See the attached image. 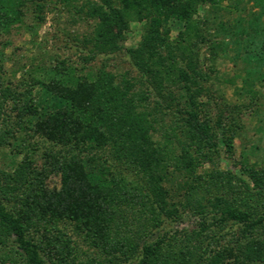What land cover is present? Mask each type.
Here are the masks:
<instances>
[{
  "label": "trees",
  "instance_id": "1",
  "mask_svg": "<svg viewBox=\"0 0 264 264\" xmlns=\"http://www.w3.org/2000/svg\"><path fill=\"white\" fill-rule=\"evenodd\" d=\"M51 1L0 0V148L23 152L0 167V264H264V166L244 150L236 169L199 170L243 130L244 104L208 82L218 53L234 46L252 97L264 80V0L245 18L242 0H61L83 26L77 63L37 42ZM223 1L237 12L216 40L197 13ZM130 21L143 28L123 48L134 74L107 64ZM184 211L194 226L163 230Z\"/></svg>",
  "mask_w": 264,
  "mask_h": 264
},
{
  "label": "rangeland",
  "instance_id": "2",
  "mask_svg": "<svg viewBox=\"0 0 264 264\" xmlns=\"http://www.w3.org/2000/svg\"><path fill=\"white\" fill-rule=\"evenodd\" d=\"M227 4L230 3H228V1H223L217 8H211L209 4H205L197 13L198 18L207 20L210 33L215 36L214 38H216V40L219 39L217 34L219 30V21L222 20L226 25L230 26V24L233 23V17L237 11L242 9V14L245 18L248 17V10L252 8L251 2L242 0L237 11L228 12L227 8H224ZM49 8L50 9H48L46 13L45 21L38 29L37 42L41 45L43 51L47 53L48 57H64L69 58L74 63L79 62L81 60L79 59L81 53L76 49L74 45L75 41L69 38V36L76 30H81L83 27L82 24H71L69 22L61 0H52ZM169 27L171 29V36H174L176 32L182 28V25L177 21H170ZM142 31L141 22H129V27L123 32L124 38L121 40V51L107 56V64L110 69L117 72L130 70L134 74V70L130 69L128 58L124 55L123 48L135 47L140 40ZM235 51L234 46H230L225 54L222 51L218 53L214 62L215 71L211 76V80L208 82L213 89H216L215 94L220 95L222 100L227 104L236 103L240 104V106L244 104V107L241 108L242 112L240 116L243 130L240 136L233 139V152L230 157L226 152L221 151V154L216 155L213 160L204 162L199 169L200 171L210 170L216 167L225 168L228 165L236 169L238 167L237 162L241 158L240 154L244 150L246 153L248 151L247 155H249L251 163L264 166V133L259 132V122L255 115V111L260 107L263 101L262 98H264V80L257 81V83L253 85V97L247 93L245 89H242V78L245 75L243 68L245 65L244 63L241 64V60L236 55ZM201 55L205 58L204 61L209 64L210 61L207 59L208 53L205 45L202 46ZM101 59H105L104 56L97 55L93 63L96 64L100 62ZM18 77H20L19 73L16 75V78ZM216 111V106L212 104L213 114H215ZM224 113H227L226 110H224ZM250 143L253 145L250 146ZM22 155V151L19 155H13L10 146L1 147L0 167L6 169L11 166L14 167V164L21 159ZM38 163H40V161ZM46 182L50 187L58 185L59 176L51 175ZM182 213L181 219H177V221L172 224H163V230L194 226L196 217L189 211H184ZM69 233L81 248L86 249V245L72 232V230H69Z\"/></svg>",
  "mask_w": 264,
  "mask_h": 264
}]
</instances>
